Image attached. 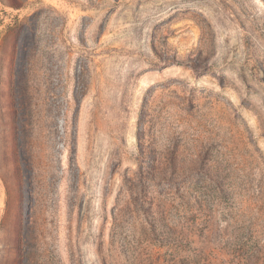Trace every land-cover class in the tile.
Here are the masks:
<instances>
[{"label":"rangeland","instance_id":"rangeland-1","mask_svg":"<svg viewBox=\"0 0 264 264\" xmlns=\"http://www.w3.org/2000/svg\"><path fill=\"white\" fill-rule=\"evenodd\" d=\"M0 264H264V0H0Z\"/></svg>","mask_w":264,"mask_h":264}]
</instances>
